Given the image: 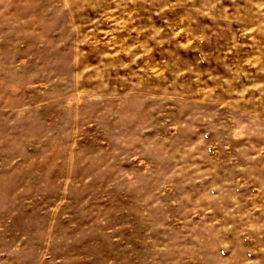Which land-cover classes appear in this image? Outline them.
<instances>
[{"label":"rangeland","instance_id":"1","mask_svg":"<svg viewBox=\"0 0 264 264\" xmlns=\"http://www.w3.org/2000/svg\"><path fill=\"white\" fill-rule=\"evenodd\" d=\"M0 264H264V0H0Z\"/></svg>","mask_w":264,"mask_h":264}]
</instances>
